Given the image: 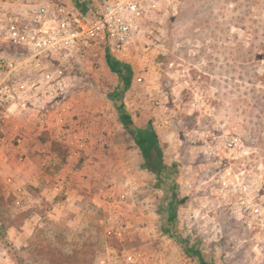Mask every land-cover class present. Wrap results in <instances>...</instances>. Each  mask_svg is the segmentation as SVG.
<instances>
[{"label":"rangeland","instance_id":"rangeland-1","mask_svg":"<svg viewBox=\"0 0 264 264\" xmlns=\"http://www.w3.org/2000/svg\"><path fill=\"white\" fill-rule=\"evenodd\" d=\"M64 1L99 11L98 0ZM140 1L129 51L98 42L83 61L26 59L27 96L1 126L41 127L51 152H35L39 185L0 167V223L26 226L17 245L0 233L12 264H264V0ZM23 55L0 41V58ZM107 56L133 69L127 87ZM58 71L61 85L39 82ZM123 112L159 136L161 173L143 167Z\"/></svg>","mask_w":264,"mask_h":264},{"label":"built area","instance_id":"built-area-1","mask_svg":"<svg viewBox=\"0 0 264 264\" xmlns=\"http://www.w3.org/2000/svg\"><path fill=\"white\" fill-rule=\"evenodd\" d=\"M97 3L99 11L91 16L64 0H0V41L23 48L29 54V58L24 55L0 58V71L5 75L0 81L1 116L5 117L11 107L27 96L17 80L28 62L26 59L63 53L65 59L83 61L98 42L110 45L113 51L124 52L141 38L143 5L140 0H98ZM45 81L61 85L62 71L55 77H41L39 82ZM2 121L4 118L0 117V126ZM0 131L3 133L2 126ZM238 142V137H231L225 146L232 150ZM83 147L81 144L80 148ZM231 174L228 171L229 177ZM242 188L247 192V187ZM243 204L245 213L253 210L258 218L259 212L249 200Z\"/></svg>","mask_w":264,"mask_h":264},{"label":"crops","instance_id":"crops-1","mask_svg":"<svg viewBox=\"0 0 264 264\" xmlns=\"http://www.w3.org/2000/svg\"><path fill=\"white\" fill-rule=\"evenodd\" d=\"M13 112H15L14 106L9 109L7 116L9 117L8 114H10V118H11V114L13 115ZM7 123H10V122L7 121ZM5 127L2 126V128H5ZM0 129H1V126H0ZM41 129H42L41 127H34V128L29 127L28 128L24 126L18 127V125H14V126L12 125L9 128L3 130L4 136H1L0 138V167L6 168L7 166H10L9 169L7 170V173H5V179L6 177H12V176L19 177L22 175L24 184L28 183L30 185H39L38 178L40 177L36 178V175L38 173H43L42 166L45 164L46 159H43L44 157L37 159L36 157H34L35 152L36 151L40 152L43 149H44L43 150L44 152H51L48 142L44 143L38 139V134L40 133L39 131ZM34 130L38 132H34ZM19 132L21 136L17 137V134ZM32 134H34V136H31ZM14 140H15L14 145L16 144L14 152L18 156L16 163L11 161V158L9 156L10 153L8 154V152H10V150L13 149L12 147H14V145L12 146L10 142H14ZM36 146L39 147L40 149H37ZM6 154H8V158L5 157ZM12 164H15L16 166L20 164L22 165V169L18 170L17 168H11ZM3 169L1 168L0 172ZM1 181H2V178H0V182ZM0 194H1V191H0ZM12 208L15 209L14 206H12ZM76 219H77V216H76ZM58 223L61 224V222H58ZM23 224L8 225L5 227L3 223L1 222L0 223V233L5 231V240H11V242L14 245H17L18 241L16 240L17 239L19 240L20 237L22 236L21 231L26 230V226H23ZM77 224L78 223H76V221L73 222V225H77ZM3 240L4 239L0 237V245L2 244ZM5 256H6V252L0 249V264H12L13 260L8 259Z\"/></svg>","mask_w":264,"mask_h":264},{"label":"trees","instance_id":"trees-1","mask_svg":"<svg viewBox=\"0 0 264 264\" xmlns=\"http://www.w3.org/2000/svg\"><path fill=\"white\" fill-rule=\"evenodd\" d=\"M107 62L110 70L117 74L125 87H127L132 80L133 69L129 65H126L120 61L112 60L109 56H107ZM121 118L127 131L133 137L134 142L142 152V157L144 160L143 167L154 173H161L162 170L165 169V164L163 161V151L160 144V139L155 130L149 125L147 127H143V129L138 128L133 119L125 112H123ZM42 138L43 137H40V141ZM51 149L53 154L62 155L60 152L61 147H59L56 143L52 144ZM202 264L204 263L202 262Z\"/></svg>","mask_w":264,"mask_h":264}]
</instances>
